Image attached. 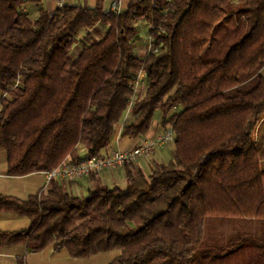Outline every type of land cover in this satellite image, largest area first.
Here are the masks:
<instances>
[{
	"label": "trees",
	"instance_id": "16d2710c",
	"mask_svg": "<svg viewBox=\"0 0 264 264\" xmlns=\"http://www.w3.org/2000/svg\"><path fill=\"white\" fill-rule=\"evenodd\" d=\"M24 1L0 0L9 175L102 155L121 118L123 135L140 136L156 110L173 126L174 150L148 174L125 166L124 187L96 181L78 196L51 179L24 200L0 194V212L30 220L0 231V247L52 246L74 258L120 250L108 264H264V162L254 137L264 119V0H128L118 13L63 5L35 19ZM142 20L156 53L135 52ZM140 71L146 91L124 120Z\"/></svg>",
	"mask_w": 264,
	"mask_h": 264
},
{
	"label": "crops",
	"instance_id": "0c3cea01",
	"mask_svg": "<svg viewBox=\"0 0 264 264\" xmlns=\"http://www.w3.org/2000/svg\"><path fill=\"white\" fill-rule=\"evenodd\" d=\"M232 1L235 2L236 0ZM127 4L128 0H121V9L125 8ZM63 5L86 6L91 9L101 7L103 11H110V0H25L21 8L31 19H35L42 10L51 13ZM96 29L100 34H103L106 30V26L99 25ZM150 29V21L142 20L138 22V32L133 41L135 52L138 55H143L146 51L148 37L150 36ZM259 73L264 78V65L260 69ZM145 91L146 80L143 78L141 84L139 85L136 99L138 100L143 97ZM4 96L5 94L0 92V98ZM122 122L123 120L121 118L115 125L111 141L109 145L101 151L102 154H109L115 149L127 150L134 148L143 141L152 139L163 131L161 116L157 119H152L150 128L146 134L135 137L122 134ZM255 135L261 159L264 162V119L257 127ZM173 150L174 144L157 147L153 150L151 157L141 156L130 166L139 167L145 174H148L155 163H166V159H171ZM78 154L80 156H84L85 150L82 147H79ZM66 159L70 160V158ZM147 167L149 168L148 173L145 172ZM58 181H60L62 185L72 194L84 196L96 181L108 187H124L125 167L113 168L100 174L83 177L74 181ZM120 182L124 183V186H120ZM47 184V175L43 171H37L22 176L9 175L7 173L6 153L0 151L1 195L24 200L30 195L36 194L40 190L44 189ZM29 224L30 220L26 216H19L11 212H0V231H20L28 228ZM119 255L120 250L114 249L107 252L97 253L87 258H74L69 255L66 249L54 250L52 246H47L40 251L33 252L26 245L17 243L0 247V264H19L20 260L25 264H108Z\"/></svg>",
	"mask_w": 264,
	"mask_h": 264
},
{
	"label": "built area",
	"instance_id": "2783aa9c",
	"mask_svg": "<svg viewBox=\"0 0 264 264\" xmlns=\"http://www.w3.org/2000/svg\"><path fill=\"white\" fill-rule=\"evenodd\" d=\"M121 0H110V11L118 13L121 10ZM156 0H151L154 3ZM158 47L153 46V38L150 34L148 37L147 48L145 55L149 53H156ZM144 77L143 72H138L133 83V95L129 107L125 113L124 120L130 117V108L133 101L136 99L139 85ZM168 144H174L173 126L167 123L163 126V131L152 139L143 141L138 146L127 150H112L109 154H102L93 157L81 158L77 162H72L65 159L58 166L46 171L48 182L51 179H58L62 181H74L90 174H100L106 170L117 167H125L132 165L141 156L151 157L153 150Z\"/></svg>",
	"mask_w": 264,
	"mask_h": 264
},
{
	"label": "rangeland",
	"instance_id": "374dc122",
	"mask_svg": "<svg viewBox=\"0 0 264 264\" xmlns=\"http://www.w3.org/2000/svg\"><path fill=\"white\" fill-rule=\"evenodd\" d=\"M145 53V52H144ZM138 90H139V88H138ZM138 92V91H137ZM137 95V94H136ZM130 114V113H129ZM161 116V112L159 111V110H156L155 112H154V114H153V120L154 119H157V118H159ZM256 135L254 134V137H255ZM149 159V158H148ZM170 159H166V163L169 161ZM148 171H149V168L147 167L146 169H145V172H147L148 173ZM119 185L120 186H124V183H119Z\"/></svg>",
	"mask_w": 264,
	"mask_h": 264
}]
</instances>
